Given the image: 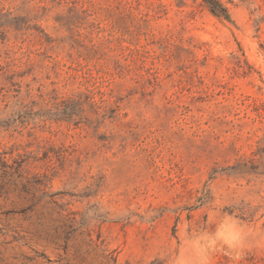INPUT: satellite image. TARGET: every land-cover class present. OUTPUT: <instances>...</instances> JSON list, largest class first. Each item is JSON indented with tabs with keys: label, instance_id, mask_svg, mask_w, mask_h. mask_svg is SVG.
Here are the masks:
<instances>
[{
	"label": "rangeland",
	"instance_id": "1",
	"mask_svg": "<svg viewBox=\"0 0 264 264\" xmlns=\"http://www.w3.org/2000/svg\"><path fill=\"white\" fill-rule=\"evenodd\" d=\"M219 1L0 0V264H167L213 213L264 228V0Z\"/></svg>",
	"mask_w": 264,
	"mask_h": 264
},
{
	"label": "clouds",
	"instance_id": "2",
	"mask_svg": "<svg viewBox=\"0 0 264 264\" xmlns=\"http://www.w3.org/2000/svg\"><path fill=\"white\" fill-rule=\"evenodd\" d=\"M253 245L264 247V228L244 224L230 213H213L208 225L188 224L180 230L167 264H213L217 253L238 261Z\"/></svg>",
	"mask_w": 264,
	"mask_h": 264
},
{
	"label": "trees",
	"instance_id": "3",
	"mask_svg": "<svg viewBox=\"0 0 264 264\" xmlns=\"http://www.w3.org/2000/svg\"><path fill=\"white\" fill-rule=\"evenodd\" d=\"M208 7L209 11L216 16H223L225 19L230 20L229 13L224 5L219 0H202Z\"/></svg>",
	"mask_w": 264,
	"mask_h": 264
}]
</instances>
